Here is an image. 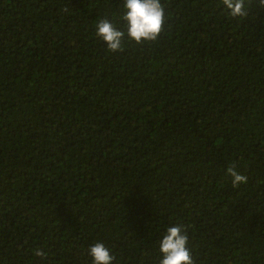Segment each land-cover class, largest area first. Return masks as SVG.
<instances>
[{"label":"trees","instance_id":"16d2710c","mask_svg":"<svg viewBox=\"0 0 264 264\" xmlns=\"http://www.w3.org/2000/svg\"><path fill=\"white\" fill-rule=\"evenodd\" d=\"M124 2L0 0V264H160L176 225L195 264H264V7L161 0L110 52Z\"/></svg>","mask_w":264,"mask_h":264},{"label":"clouds","instance_id":"9594fccd","mask_svg":"<svg viewBox=\"0 0 264 264\" xmlns=\"http://www.w3.org/2000/svg\"><path fill=\"white\" fill-rule=\"evenodd\" d=\"M258 3L260 7H264V0H258ZM222 4L233 18H246L249 14L245 0H222ZM124 9L121 19L125 22L126 32L118 30L107 19H101L96 25V35L106 43L110 52L123 50L125 35L136 44L158 40L166 19L161 0H125ZM227 173L233 177V187L247 181L246 176L236 171L235 164L227 168ZM188 244L189 238L183 226L169 227L159 245L162 254L160 264H195ZM35 255L46 258L47 253L36 250ZM89 255L93 258V264H113L115 260L114 255L102 242L90 246Z\"/></svg>","mask_w":264,"mask_h":264}]
</instances>
